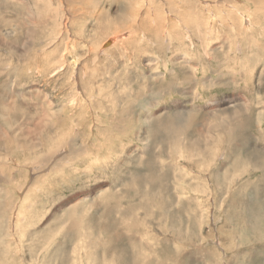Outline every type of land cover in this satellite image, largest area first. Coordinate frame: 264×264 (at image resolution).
Listing matches in <instances>:
<instances>
[{
    "label": "rangeland",
    "instance_id": "1",
    "mask_svg": "<svg viewBox=\"0 0 264 264\" xmlns=\"http://www.w3.org/2000/svg\"><path fill=\"white\" fill-rule=\"evenodd\" d=\"M203 1L0 0V264H264V8Z\"/></svg>",
    "mask_w": 264,
    "mask_h": 264
},
{
    "label": "bare ground",
    "instance_id": "2",
    "mask_svg": "<svg viewBox=\"0 0 264 264\" xmlns=\"http://www.w3.org/2000/svg\"><path fill=\"white\" fill-rule=\"evenodd\" d=\"M184 1V0H183ZM204 3L206 2L205 0L203 1ZM253 2L255 3V5H257L256 7H259V8H264V0H253ZM184 3V2H183ZM186 3H188L187 1H186ZM186 6H187V4H186ZM198 8V7H197ZM212 16H213V14H212ZM182 20V19H181ZM120 36V35H119ZM115 37V36H114ZM122 37V36H121ZM124 37V36H123ZM119 38V37H118ZM116 41H119V40H116ZM112 42V44L113 43H115V39L113 38V41L111 40H109V41H107L105 44H108V46H110L109 44ZM118 43V42H117ZM54 47V46H53ZM107 46H103V48H106ZM102 48V49H103ZM100 51V50H99ZM64 105V104H63ZM61 110V109H60ZM68 132V131H67ZM48 135V134H47ZM85 198H87V197H85Z\"/></svg>",
    "mask_w": 264,
    "mask_h": 264
},
{
    "label": "water",
    "instance_id": "3",
    "mask_svg": "<svg viewBox=\"0 0 264 264\" xmlns=\"http://www.w3.org/2000/svg\"><path fill=\"white\" fill-rule=\"evenodd\" d=\"M108 44H105V46H107Z\"/></svg>",
    "mask_w": 264,
    "mask_h": 264
},
{
    "label": "snow or ice",
    "instance_id": "4",
    "mask_svg": "<svg viewBox=\"0 0 264 264\" xmlns=\"http://www.w3.org/2000/svg\"><path fill=\"white\" fill-rule=\"evenodd\" d=\"M114 178V177H113Z\"/></svg>",
    "mask_w": 264,
    "mask_h": 264
}]
</instances>
